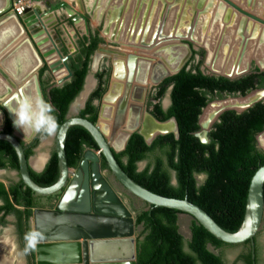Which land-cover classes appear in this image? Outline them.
<instances>
[{
    "label": "trees",
    "instance_id": "obj_1",
    "mask_svg": "<svg viewBox=\"0 0 264 264\" xmlns=\"http://www.w3.org/2000/svg\"><path fill=\"white\" fill-rule=\"evenodd\" d=\"M101 42L103 38L99 29H90L88 34L77 40L78 52L67 59L72 75L61 85L50 83L51 76H43L47 65L39 69L43 97L54 106L59 126L66 118L70 103L83 89L92 55ZM195 52L193 50V54ZM188 65L163 79L152 96L154 101L148 103L151 107L149 112L158 120L169 117L176 119L178 137L170 132L157 135L147 144L142 135L133 132L124 150L114 152V156L122 169L144 188L167 197H186L204 209L219 226L234 232L243 220L251 177L258 166L264 164V151L257 146L255 139L264 130V100L255 102L241 112L233 109L223 111L209 130L207 143L201 142L194 133L200 128L199 115L208 102L227 96H247L252 90L264 87V70L253 68L246 74L228 78L204 73L199 63ZM95 77L97 86L78 112L79 116L93 123L97 121L99 110L94 101L100 100L107 89L110 67L104 66L95 73ZM169 87L170 104L163 109L161 98ZM12 130L11 121L5 117L4 132L12 133ZM37 141L38 138L34 144ZM31 148L25 151L26 158L33 153ZM85 148L98 149L87 129L81 125L71 126L65 141L69 166L78 165ZM149 156L152 157L151 161L138 170V162ZM101 165L107 168L104 157H101ZM5 167L18 170L19 164L12 145L0 140V168ZM28 170L38 185L53 184L58 177L55 151L41 171L37 172L31 167ZM196 174L205 175L199 184ZM173 177L175 183L172 182ZM0 198L4 200L0 210L19 213L25 241V234L31 231L29 218L33 213L32 208L37 207L35 193L24 183L7 186L0 181ZM16 205L23 206V209ZM146 206L135 215L136 226H142L136 237V264H227L220 255L210 251L207 244L215 247L235 244L219 240L194 218L190 226L191 237L185 241L178 229L179 210ZM243 244L247 245V250L237 257L238 260L242 259L244 264H257L255 238L254 246L250 241ZM30 253L33 256V250Z\"/></svg>",
    "mask_w": 264,
    "mask_h": 264
},
{
    "label": "water",
    "instance_id": "obj_2",
    "mask_svg": "<svg viewBox=\"0 0 264 264\" xmlns=\"http://www.w3.org/2000/svg\"><path fill=\"white\" fill-rule=\"evenodd\" d=\"M72 1L79 9H82L85 6L86 11L91 16V18L101 21L104 15L103 9H100V12L98 14H95V10L90 9V6H88L86 0ZM83 1L85 2V5L83 4ZM135 1V5H138L137 15H140V13L142 15V23L138 24V28H136L135 19L133 26H129L126 30L125 36H122L125 31V24L123 22L124 19L121 20L119 28L118 23L123 9L122 6L126 4L124 0V5H121L118 11H112L111 9L105 10V25L102 27L101 33L109 35V39L111 41H122L125 39L128 44L136 46L137 44H139L138 46L148 47L153 44L154 40L151 39L149 41H146L145 34H142V30L145 31V29H149L150 24H148L149 22L147 21V25H145V27H142V25L143 19L146 16L145 5L148 4L149 0ZM224 1L229 3L231 6H233L240 12H243L245 15L254 17L260 22L264 23V20L240 8L231 0ZM181 2L182 1L180 0V5ZM176 4L177 2H169V4H166V0H160L161 8L166 6L168 11L167 14ZM45 5V11L40 10L37 6H34L33 8L26 7L24 9L23 15L20 17L21 21L15 16L16 19L19 21V24H21L25 31L27 30L29 34L32 33L31 31L33 29L30 24L36 25L37 21H39L43 15H52L50 17L51 19H48L50 20L48 22L49 29L57 24V19L54 15V12L47 8L50 7V2L46 1ZM65 10L68 15L75 14L72 18L73 21L79 20V13L77 12L76 8L71 6L66 7ZM167 18L168 17H166V19ZM84 22L86 30L88 31L87 22ZM163 23L164 25H162V23L161 25L164 27L166 20L165 22L163 21ZM41 24L43 26V23ZM111 26L113 29L111 28ZM180 27L181 25H179L176 31L170 32L168 36H170L171 33H175L178 36V40L187 38L188 33L184 34ZM50 31L52 35L48 33V39L44 35L39 36L37 34L38 37H35L34 34H31L30 37L32 40H30V43L33 48L34 44H36L41 50L40 55L36 48H34L41 63H43V60H46V58L54 51L57 52L60 59L57 61L56 65L50 64L48 65V67L51 72L56 71L57 68L62 66L66 68V75L56 80V85H61L63 82L67 81L72 75V71L67 63V59L70 56L76 54L78 52V48L74 42V39L70 38V43L68 45L69 52L66 54L63 53L61 50L62 43L56 41L54 39L55 34L52 32V30ZM154 33L155 32H153L151 38H153ZM161 36H163L162 30L160 31V35L158 34L157 37L160 38ZM48 40L49 43L46 49H43V44H45ZM169 47H173V45L170 44ZM114 53L118 56L113 57L112 59V69L110 77H117L118 73L115 68V65L117 63L122 65V60L119 58H124V56L126 57L125 64L128 70V74L127 77L125 76L126 72L118 75L119 79L126 78V83L124 87L125 91L119 99L115 110L116 113L113 119L112 133H109L110 136L109 138H107L108 133L106 132V130L99 127L97 124L98 118L104 106L103 102L106 98L110 97V90L112 88L111 80L108 89L102 96V101L100 102V108L98 112V118L95 123L85 117L79 116L77 107L74 106L77 98L85 89L87 77L91 75L88 71L89 74L87 73L85 77L83 89L70 103L66 118L60 124L58 133L54 137V151L57 156L58 177L57 180L49 186H40L32 180L28 170V167L31 165V157L26 158L24 153V147L20 142V139H25L18 135L17 132L19 129L14 127L12 123L14 116L9 112L6 107H4L5 103L11 100L7 97L5 102L2 103L0 101V107L2 109L4 108L3 110L4 112L6 111V116L11 121L13 126L12 133L0 131V140L8 141L14 148L19 164L17 172L19 174L21 182L28 186L35 194L38 195H50L62 191V194L58 199L56 207H36L34 208L32 216L30 217L32 230L38 231L42 234V239L37 244L35 250H33L35 264H136L135 216L132 211L127 207V205L123 202V199L121 198L120 194L114 189L112 184L105 177L104 168H102L101 165V157H104L107 167L114 176V178L128 192H130L132 195L136 196L140 200L144 201L145 203L154 206L174 208L179 210L182 214H188L192 218H194L199 224H201L213 236L226 243L239 244L244 243L246 241H250V244L254 246V237L261 225L264 213V164L259 165L251 177L246 198L243 220L240 227L234 232L227 231L221 226H219L204 209H202L197 204L191 202L186 197H167L160 194H156L144 188L143 186L135 182L119 165L114 156V152H120L124 150L126 143L133 132H137L142 135L145 142L147 144H150L157 135H162L170 132H172L177 138L178 126L174 117H169L166 120H158L149 112V110H144L143 113L146 88H140V96L135 95L137 98L134 96V92L131 94V90L133 87L132 80L134 79L133 72L134 69L137 68V64L142 61V56L138 54L137 51L127 53L124 56L121 55L123 53L118 54L120 53L118 51H115ZM191 53L192 51L188 46L187 58L190 56ZM96 54L97 53H94L95 56ZM97 58L98 57H94L92 68L96 69ZM186 59L180 65V67L174 70L173 72L163 71L160 75L155 77L152 85L157 86L166 77L177 73L186 64ZM160 65L162 64L160 63ZM258 69L264 70V67H259ZM0 74L6 80L10 81L7 73L2 69L1 66ZM220 75L231 78V76L229 75ZM35 81L37 94L43 97L38 75L36 76ZM256 90H261L263 92L262 95L250 102L246 108L240 111H237L233 108H224L218 112L217 118L214 122L218 120L219 115L225 110L233 109L236 112H241L253 105L255 102L264 100V87ZM89 92L90 90L86 94V97L83 102L80 104L81 106L85 103ZM137 100H139L140 102L139 105L133 103V101L136 102ZM168 105L169 104L164 106V108L166 109ZM206 105L202 108V111L206 107ZM75 112L77 114L72 115V113ZM142 113L143 120H141ZM131 114H134L136 116L135 123H130L128 126H126L127 121L131 119ZM145 117L149 121H152L154 125H159L171 120L175 124V130H165L163 128L159 129L154 126L148 132L147 130H145ZM199 119L198 124L200 128L194 134L200 139L201 142L207 143L209 141L208 132L212 126L207 130H202L201 125L199 123ZM73 125H81L85 129H87L91 136L94 138L98 147V149L85 148L82 157L76 167L68 165L65 155L66 133L67 130ZM120 128L129 131V133L123 145L117 147V145L115 146L112 143V136L118 130H120ZM263 132L264 130L259 132L256 135L255 139L257 146L264 151V149L258 142V135ZM34 135L35 134L31 135V137L29 136V139L27 137V140H31ZM172 182L175 183V179L172 180ZM254 256V248H252V257L254 258Z\"/></svg>",
    "mask_w": 264,
    "mask_h": 264
},
{
    "label": "bare ground",
    "instance_id": "obj_3",
    "mask_svg": "<svg viewBox=\"0 0 264 264\" xmlns=\"http://www.w3.org/2000/svg\"><path fill=\"white\" fill-rule=\"evenodd\" d=\"M3 1L4 2L0 5V14L6 8H8V6L10 4L9 0H3ZM120 1L121 0H105V1H103V0H86V2L88 3V6H90V9L95 10V14H98L100 12V9H103V11H105L106 9H109V10L111 9L112 11H115V10L118 11L120 6L124 5V3H123L124 0L122 2H120ZM207 1L208 0H198V1L196 0V3L195 2L194 3L197 5L196 7H199V6L202 7V6H205ZM210 1H212V0H210ZM222 1H224V0H222ZM236 1H238V3H240L242 5V9L243 8H250V7L254 6L256 3V0H236ZM169 2L171 3V0H166V4H168ZM224 2L226 4H228L230 7H232L234 10H236L237 12H239L240 14L243 15L240 17L238 16L237 17L238 20H240V19L242 20V17H244V18H248L249 20L254 21L256 24H258V25L252 24V27L250 29L251 37L250 36L246 37L245 33L248 31L244 30L243 24H241L242 23L241 20L238 22V20L236 19V16L234 17V21H233L234 24H232L231 27L227 28L226 25L223 26V24L221 22L222 17L227 16L229 14V12H226V11L224 12V11L220 10V12L218 14V10H217L218 6H216L217 4H215L214 2L213 3L211 2L214 5V7L211 5V3L209 6L211 8L210 10H212L211 13H214V16L211 20H209V23L207 24L206 30H208V29L209 30H208V33L206 36L204 34H202L203 33L202 30H204V29L200 27V26L204 25L202 23L203 21H201V19H203L204 15L201 12H200L201 14L198 15V9L199 8H197L195 11L193 9V13H192V11L188 13L189 15H187V17H185V20H187V21L184 22V19H183L181 21V27L180 28L182 29L184 34L188 33L187 34L188 39L189 38L193 39L194 41H197L198 44L199 43L204 44V47L206 48L207 53H208L207 65L213 72L221 74V72L225 71V72H227V74L229 76H235V75L244 73L247 70L246 60H247L248 56H253L256 60H260V61L264 62V23L260 22L259 20H257L254 17H250L248 15H245L243 12H240L239 10L235 9L233 6H231L226 1H224ZM235 4L237 5V3H235ZM35 6L39 7L40 10L45 11V8H44L45 3H44L43 8L40 7L38 5V3H36ZM129 8H130V4L128 6V9ZM145 9H146V11H145L146 16H148V15L150 16V18H149V16L147 18L148 22L154 21L153 17L156 16L157 9L159 11L161 10L160 16L161 17L163 16V19H162V22H161V19L158 21L157 28L155 31H153V32H155L153 38H151L152 34H153V32H152L153 29L152 30L150 29L151 27H149V29H145V31L142 30V34H145V40L146 41H149L151 39L154 41H153V44H151V46H148V47L138 46L139 47L138 50H140V53L143 52L144 54L141 55L142 61L137 64V68H135L134 72H133V78L134 79L132 80L133 87L131 90V94L134 92V96L135 95L140 96V94H141L140 88H146L147 89V87L149 85H152L154 78L157 77L158 75H160L163 71L173 72L174 70L179 68L180 65L184 62V60L188 56V46L186 44L180 42L179 40L173 41L174 38L178 39V36L175 33H171V35L168 36L170 34V32H174V30H175L176 22L174 23L175 25L172 28L168 29V27L170 26V19L173 16L170 14L174 11V9L170 10V12L167 14L168 11H167L166 6L161 8L160 0H149L148 4L145 5ZM225 10H226V8H225ZM247 12H249V11H247ZM263 12H264V10H263ZM125 14H126V11L124 10V15ZM250 14H252V13H250ZM218 15H220V16H218ZM252 15H254V14H252ZM51 16L52 15L49 16L48 14L43 15L42 18L39 21H37L36 25H38V26H36L35 24H33V25L30 24V26L33 28L31 31L32 32L31 34H34L35 37H38V35L39 36L44 35L48 39L49 38L48 33L50 35H52V33L48 27V22L50 21L48 19ZM168 16H169V18H167V20H166V17H168ZM201 16H203V17H201ZM254 16L264 20L263 17L257 16V15H254ZM197 18L200 21H197V23H196ZM164 19L166 20V23H165V26L163 27L162 26V25H164L163 21L165 22ZM41 23H43V26ZM161 23H162V25H161ZM10 24H12L14 26L15 30L13 31V33L9 32L8 34L11 36L9 37V35H8L9 38L4 43H2L0 45V54L2 52H4L11 44H13L19 38L25 37L24 38L25 41L23 39L22 44L18 45V49L16 48L14 52L11 51L10 54L8 53V55H6V58H4L2 61L3 62L2 64L5 63V67L15 77V79H12L10 77V75L5 71L6 69L4 68L5 69L4 70L2 68L7 73L10 81L6 80L1 74H0V76L12 88L10 95H8V93H9L8 91L5 93L4 97L2 95H0L1 99H4L1 101L2 103L5 102V100L7 98L5 96H8V98H10V100H12V97L19 95L21 92L28 94V95H38L37 91H36V81L35 80H36L37 74L35 75V70L37 68H39L40 65L42 64L39 61V58L37 56V52L34 50L33 46L30 43V35L31 34H29L25 31L23 26L21 24H19V21L16 19V17L6 16V17L0 18V30L3 29V27H5L6 25H10ZM259 25H261V26H259ZM112 26H111V28H112ZM177 26L179 27V23L177 24ZM161 27H163V28H161ZM220 27H222V29H224V30H222ZM248 29H249V27H248ZM161 30H162L163 36H161L159 38L157 36H158V34L160 35ZM190 32H191V34H189ZM219 33H220V35L217 36ZM238 34H240V36H238ZM239 37L240 38L243 37V39L244 38L245 39L243 40L241 38V40H240ZM158 42H160V43H158ZM48 43H49V40L45 44H43V46H44L43 49H46ZM156 43H158V44H156ZM170 44H172L173 47H169ZM137 45H139V44H137ZM32 50L35 54L32 52ZM18 51L25 52L26 54L29 53L33 58L32 67L27 69V71H25V72L22 70L16 71V69H14L10 65H8L10 58ZM125 58H126L125 56H124V58H119L122 60V65L119 63H117L115 65V68H116L118 74H117V77L114 76L111 78L112 88L110 90V97H108L104 100V102H103L104 106L102 108L101 114H100V116L98 118V122H97L98 126L103 128L104 130H106L107 133H112L113 119H114V115L116 113L115 110L117 107V103L125 91L124 87H125V83H126V78H124V79L118 78V75L125 73V72H126L125 76L127 77L128 70L126 68V64H125L126 59ZM28 59H29V55H28ZM59 59L60 58H59L57 52L54 51L52 54H50L46 58V61H47L48 65H50V64L56 65L57 61ZM160 63L162 65H160ZM138 65H139V67H138ZM260 68H263V67H260ZM31 69L33 70L31 73V76L25 75L26 73L30 74ZM66 73H67V70L64 66L57 68L56 71L53 72V74L56 76L57 79L66 75ZM19 78H23V83L21 85H20L21 80H18ZM92 78H93L92 75H89L87 77V80H86L87 85L85 84V89H84L85 91L83 90L84 92L82 91L80 96L77 98L76 103L74 104L75 107L78 103H82L83 100L85 99L86 94L90 90V89L89 90H87V89L92 86V83H90ZM4 80H3V82H4ZM254 91L262 92L261 90H254ZM254 91H252L250 93H253ZM4 92H5L4 90H3V92H1V90H0V94H4ZM262 93H261V95H262ZM243 97H245V96H243ZM243 97H226V98H222V99L243 98ZM213 101H218V100H213ZM133 103L138 104V105L140 104L139 100H137L136 102L133 101ZM209 103H211V102H209ZM208 104L206 105V107L208 106ZM235 105H236L235 101L222 102V104L218 107H216V106L208 107L206 109L205 113L203 114V112L206 108L205 107L203 109V112L201 113L200 119H199L201 129L207 130L208 125L211 123V121L214 119L215 116L217 118L218 112L220 110H222L224 108H229V106H235ZM143 113H144V109H143ZM143 113L141 115V120H143ZM202 114H203V116H202ZM0 115H2L1 112H0ZM201 116H202V121H201ZM130 117H131V119L129 121H127L126 126H128L130 123H132V124L135 123V117L136 116L134 114H131ZM141 120H140V122H141ZM144 120L146 121L145 130H147L148 132L154 126H156L159 129L163 128L165 130H167V129L168 130H175V124L171 120L166 121L165 123H162L159 125H154V123L152 121H149L146 117L144 118ZM211 126L212 125H210V127ZM17 133L19 136H21L25 140H27V137L29 139V136L31 137V135H33V134H31V135L25 136L24 133L20 129L18 130ZM128 133H129V131H126L125 129L120 128V130H118L115 134H113V136H112L113 142L112 143L115 146L117 145V147L123 145ZM155 133H157V132H155ZM263 133H261V134H263ZM260 142L264 146V134L260 137ZM41 156L42 155L40 154L38 161L41 160ZM1 251L10 252L11 258L6 259L5 257H3L1 254ZM14 259H16V255H14V253H13V242H12V240L10 238H8L7 236L0 238V264H15L13 262ZM16 264H20V262H17Z\"/></svg>",
    "mask_w": 264,
    "mask_h": 264
},
{
    "label": "rangeland",
    "instance_id": "obj_4",
    "mask_svg": "<svg viewBox=\"0 0 264 264\" xmlns=\"http://www.w3.org/2000/svg\"><path fill=\"white\" fill-rule=\"evenodd\" d=\"M46 1H49L50 2V7H47V8L50 9V10H52L54 12V15L56 16V19H57V24L54 25V26H52L50 28V30H52V32L55 34L54 39L56 41H59L60 43H62L61 50H62L63 53L66 54V53L69 52L68 45L70 43V38L74 39V42H75V44L77 46V40L80 37H82L83 35L88 34V31L90 29L91 30L99 29V34L103 38V42H101L98 45L97 49L94 52V53H97L96 56L94 54L92 55L89 73L92 75L93 78L90 81V83H92V86L87 89V90L90 89V92H89L88 96L90 95V93L97 86V79L95 77V73L99 69H102L104 66L105 67H110V75H111L112 59H113V57L118 56L117 54L114 53L115 51L120 52L118 54L123 53V54H121L122 56H124L127 53L134 52V51H137V53L140 54V55H143L144 54L143 52L140 53V50H138L139 49L138 45L136 46V45L128 44L125 39L122 40V41H120V40L119 41H115V40H112L111 41L109 39V35H106V34H102L101 33V29L105 25L104 24L105 23V19H106L105 11H104V15H103L101 21H98V20H95V19L91 18V16L87 13L85 6L82 9H79V8L76 7V5L74 4V2L72 0H22V3L25 2L24 3V9L26 7L33 8L36 3H38V5L43 8L44 7V3H46ZM103 1H105V0H103ZM232 1L234 3H237V5H239L242 8V5L240 3H238V1H236V0H232ZM9 2H10V4H9L8 8H6L0 14V18L1 17H6V16H8V17H10V16H14L15 17L16 16L21 21V18L20 17L23 15L24 9L21 11V13H19L17 11L16 7L20 6L19 0H9ZM120 2H122V1H120ZM135 2H136L135 0H125V3L126 4L124 6H122L123 9H122L121 17L119 18V23H118V28H119V25L121 23V20L124 19L123 22L125 24L124 25L125 26V31H124V34L122 36H125L126 30L128 29L129 26L130 27L133 26V23H134L135 19H136V22H135L136 23V28H138V24L142 23V21H141L142 15H141V13H140V15H137V13H138V5L136 6L135 5ZM171 2H175V3L177 2V4L172 7V9H174V11L170 14V15H173V16L170 19V26L168 27V29L172 28L175 25L174 23L176 22L175 30L174 31L177 30V28H178L177 24L178 23H179V25H181V21L183 19H184V22L187 21V20H185V17H187V15H189L188 14L189 12L193 11V9L195 11L197 8H199L198 9V15H200L201 13L204 15V17L201 16V17H203V19H201V18L200 19H201V21H203L202 23L205 24V25L202 24L203 26L201 27V28L204 29L202 31L205 32L206 27H207V24L209 23L208 18L212 16V13H211L212 10H210L211 8L209 7L211 2L212 3L214 2L215 4H217L216 6H218L217 7L218 9L217 8L216 9L218 10V14H219L220 10H222L224 12L225 11L226 12H230V18L229 19L226 18L227 19L226 21H222L223 22V26H225V24H228V25L229 24H234V22L230 20L233 17V15L236 16V19L237 20H238V18H237L238 16L239 17L240 16H243L242 14H240L239 12H237L236 10H234L232 7H230L228 4H226L222 0H212V1L208 0L207 3L205 4V6H202V7L201 6L196 7L197 6L195 4L196 3V0H183L181 2V5H180V0H178V1L172 0ZM84 3L85 2L83 1V4ZM212 3H211V5L214 7V5ZM261 3H262V6H261L260 9H258V12H259V14H261L262 16H264V12H263V10H264V0H261ZM127 4H128V6L130 4V8L129 9L127 7ZM71 6L74 7V8H76L77 12L79 13V19H81L80 20V23H78L77 25H75L73 23V21H72L73 20L72 18H73V16L75 14L68 15L66 13V10H65L66 7H71ZM225 8H226V10H225ZM243 9L246 10V8H243ZM251 9H255V6H252ZM124 10L126 11V14L125 15H124ZM160 11L157 9V14H156L155 17H153L154 18V21H149V23H148V24H150V27H151L150 29L151 30L153 29L152 32L156 30V28H157V26H156L157 22L160 19H163V16L162 17L160 16V14H161ZM246 11H249V10H246ZM148 16H145L144 17L142 27H145V25H147V18H148ZM169 16H168V18H169ZM218 16H220V15H218ZM149 18H150V16H149ZM198 18L196 19V23H197V21H200V20H198ZM240 20H238V22ZM84 21L87 22L88 31L86 30L85 22ZM250 22H251L250 24L258 25L254 21H251L250 20ZM259 26H261V25H259ZM220 28L222 29V27H220ZM222 30H224V29H222ZM26 32L28 33L27 30H26ZM189 34H191V32ZM219 35H220V33L218 34V36ZM238 36H240V34H238ZM241 38L243 39V37H241ZM241 38H240V40H241ZM30 40H32L31 37H30ZM173 41H178V39L175 38ZM179 41L187 44L190 47L191 51H192V53L190 54V56L186 59V64L189 63V65H188L189 67L192 66L193 64L199 63V67H200V69L204 73L213 74V75H220V73H215V72H213L208 67V65H207L208 53H207L206 48L204 47V44H200V43L198 44L197 41H194L193 39H190V38L189 39L188 38L179 39ZM158 43H160V42H158ZM158 43H156V44H158ZM34 48H36V50L38 51V53L41 55V53H40L41 50L39 49V47L36 44H34ZM77 48H78V46H77ZM193 50L196 51L194 54H193ZM94 57H98L97 58V67H96V69L95 68H92V64H93V61H94ZM119 57H120V55H119ZM44 65H47V67H48V63H47L46 60H43V63L41 64V66L39 67V69L42 66H44ZM246 67H247V70L244 73H241V74H238V75H235V76H231V78L238 77L240 75L246 74V73H248L253 68L264 67V62L263 61H260V60H256L253 56H248V58L246 60ZM39 69L37 70L38 71L37 72L38 76H39ZM221 74L228 75L227 72H225V71L221 72ZM47 75L48 76H51V78H52V80L50 81V83L53 82L54 84H56L57 78L53 74V72L50 71L49 67L44 72V75L43 76L45 77ZM110 80H111V77H109L108 84H107V89H108V86L110 84ZM155 87L156 86H154V85H149L147 87V89H146L147 90V94L145 96V102H144V107H143V109L146 110V111L149 110L148 103H149V101H151V98H152L151 95H152V93H153V95L155 93ZM169 90H170V87L167 89V91L165 92L164 96L161 98V104L163 106H166L170 102V99H169ZM252 91H254V90H252ZM261 93L262 92H257V93H253V94H249V95L247 94V96L245 95V97H243V98H227V99H222V101H220L221 99H216L218 101H213V103L212 102L209 103V106L208 107H210V106H212V107H214V106L218 107V106H220L222 104V102L235 101V104L236 105L235 106H229V108H233V109H236V110L240 111V110L244 109L254 99L258 98L261 95ZM88 96H87V98H88ZM101 101H102V98L100 100H95L94 101L95 104H97L99 106V108H100V102ZM80 104L81 103H78L76 105L78 112H79L80 109H82L84 107V104L85 103L82 106ZM3 109L0 107V110L2 112V121L0 122V131H1L2 127H3V125H4L5 117H7L6 116L7 113H6V111L4 112ZM206 109L204 110V112L202 111L203 114L205 113ZM98 112H99V110H98ZM74 114H77V113L76 112L75 113H72V115H74ZM203 114H202V116H203ZM202 116H201V121H202ZM214 118H216V116ZM12 128H13V126H12ZM263 134H261V135L258 136V141H259V144L261 145V147L264 149V146L260 142V137ZM109 136L110 135L108 133L107 137L109 138ZM39 137H41V136L39 135ZM48 138L49 137H41V139L39 141L40 143L36 147V151L32 154L33 157L36 156L39 152H45V151H47L49 154H51L54 151V141H53L54 138L53 137H50L51 140L48 141V142H46L45 140H48ZM41 155H42L41 156V159H43L44 154H41ZM151 158L152 157L149 156L148 159L139 161L138 164H137L138 165V169L141 170L146 164H148L151 161ZM4 175H6V176H4ZM104 175L108 179V181L112 184V186L114 187V189L120 194L121 198L123 199V202L132 211V213L134 214V216L141 209H144V208L147 207L146 206L147 203H145L144 201L140 200L139 198H137L136 196H134L130 192H128L114 178V176L112 175V173L109 171L108 167L107 168H104ZM204 177H205L204 174H196L195 175V178H196L198 184L201 183L204 180ZM7 179H9V180H18L19 179L18 172L15 171V170H13V171H6V170L1 171L0 172V180H2L5 183H7ZM173 180H174V177H173ZM61 194H62V191L57 192V193H54V194H50L48 196L47 195H37L36 194L35 195V201H36L37 206L46 205V206H49V207H54L57 204L58 199L61 196ZM33 210H34V208H32V211ZM192 219L193 218L190 215H188V214H182V213H179L178 214V219H177L178 229H179V232L183 235V238H184L185 241H188L190 239V237H191L190 226H191ZM141 229H142V226L141 225H137L136 226L135 237L138 236V233L141 231ZM4 232H3L4 233V236H7L10 239H11V237H14L15 236V234H14L11 226L8 227V228H6ZM254 238H255V243H256V246H257V264H264V213H263L261 225H260L258 231L256 232ZM207 248L210 251H212L213 253L220 255L223 258V260H225V262L227 264H244L243 260L242 259L238 260L237 257L242 252H244V251L247 250V245L246 244L239 243V244H235L233 246H227L226 245V246H221V247H215V246H213V245H211V244L208 243L207 244ZM23 250L24 249H20L19 247L17 248V253H16V256L17 257L13 261L15 264L17 262H20V264H26V255L24 254ZM1 254L5 258H8V259L11 258L10 257V252H8V251H1Z\"/></svg>",
    "mask_w": 264,
    "mask_h": 264
},
{
    "label": "clouds",
    "instance_id": "obj_5",
    "mask_svg": "<svg viewBox=\"0 0 264 264\" xmlns=\"http://www.w3.org/2000/svg\"><path fill=\"white\" fill-rule=\"evenodd\" d=\"M14 116L13 126L20 129L24 135L36 134L41 137H55L59 130V122L55 116L54 106L40 95H28L21 92L5 103ZM24 254L35 250L42 239V234L32 230L25 234Z\"/></svg>",
    "mask_w": 264,
    "mask_h": 264
},
{
    "label": "flooded vegetation",
    "instance_id": "obj_6",
    "mask_svg": "<svg viewBox=\"0 0 264 264\" xmlns=\"http://www.w3.org/2000/svg\"><path fill=\"white\" fill-rule=\"evenodd\" d=\"M239 6V5H238ZM255 9H251V7L250 8H246L247 10H249V12L250 13H252V14H254V15H257V16H260L261 14H259V12H258V9H260L261 8V6H262V3H261V0H256V3H255ZM213 16H214V13H212V16L211 17H209L208 18V20H211L212 18H213ZM234 15H233V17L230 19L231 21H234ZM260 17H263L264 18V16H260ZM226 18H230V12H229V14L227 15V16H223L222 17V20H221V22L222 21H226L227 19ZM248 18H244V17H242V20H241V24H243V28H244V30L245 31H248V32H246L245 34H246V37H251V32H250V29H251V27H252V24H250L251 22H250V20L248 19ZM248 22V23H247ZM222 24H223V22H222ZM205 25V24H204ZM226 25V27L227 28H229V27H231L232 26V24H225ZM200 27H202V26H200ZM248 27H249V29H248ZM209 30V29H208ZM208 30H205V32L203 31V33L202 34H204L205 36L207 35V33H208ZM217 35V34H216ZM218 36V35H217ZM175 39V38H174ZM99 70H101V69H99ZM157 87V86H156ZM156 87H155V90H156ZM146 94H147V90H146ZM146 94H145V96H146ZM151 96H153V93H152V95ZM151 100L152 101H154L153 100V98H151ZM95 103V102H94ZM213 103V102H212ZM168 104H170V102L168 103ZM161 106L163 107V109H165L164 108V106L161 104ZM169 106V105H168ZM209 106V105H208ZM207 106V107H208ZM206 107V108H207ZM149 109L151 108V107H148ZM205 108V109H206ZM216 118H214L213 119V121L215 120ZM213 121H211V123L209 124V126H208V128L210 127V125L213 123ZM207 128V129H208ZM1 131H3L4 132V125H3V127H2V129H1ZM38 138V141H37V143L36 144H34V141H35V139H37ZM40 139H41V137H39V135H34V137L31 139V140H21L20 139V142L22 143V145H23V147H24V153H25V151L27 150V149H29V148H31L32 149V151H33V153L36 151V147L39 145V141H40ZM34 145V146H33ZM32 153V154H33ZM32 154L29 156V157H33L32 156ZM50 155L51 154H49L48 155V158H47V160H46V162H45V164L47 163V161H48V159L50 158ZM28 157V158H29ZM45 166V165H44ZM29 167H31L33 170H34V168L30 165ZM44 168V167H43ZM0 170L1 171H3V170H6V171H13V170H15V169H12V168H8V167H5V168H0ZM15 171H18V170H15ZM3 173V172H2ZM19 175V174H18ZM4 176H6V175H4ZM8 177V176H7ZM0 181H2V180H0ZM4 182V181H3ZM22 183L21 182V179H20V177H19V179L18 180H9V179H7V183H5L7 186L8 185H10V184H14V183ZM36 195V194H35ZM38 195V194H37ZM48 196V195H47ZM2 205H4V200L3 199H1L0 198V206H2ZM16 207L17 208H19L20 210H22L23 209V206H19V205H16ZM54 207H56V205L54 206ZM53 207V208H54ZM49 208V207H48ZM50 208H52V207H50ZM19 214V213H18ZM18 214H17V212H15V211H6L5 209H1L0 210V238L1 237H3L4 236V231H5V229L6 228H8V227H12V230H13V232H14V234H15V236L14 237H11V239H12V242H13V253H14V255H16V253H17V248L19 247L20 249H24L25 248V245H26V241H24L23 240V235H22V226H21V218H19V216H18ZM29 226H30V228H31V231H32V224H31V221H30V218H29ZM4 232V233H3ZM3 233V234H2ZM18 246V247H17ZM17 257V256H16ZM6 259H8V258H6ZM10 259V258H9ZM16 261V260H15ZM26 264H34V261H33V256H32V254L29 252L28 254H26Z\"/></svg>",
    "mask_w": 264,
    "mask_h": 264
},
{
    "label": "crops",
    "instance_id": "obj_7",
    "mask_svg": "<svg viewBox=\"0 0 264 264\" xmlns=\"http://www.w3.org/2000/svg\"><path fill=\"white\" fill-rule=\"evenodd\" d=\"M4 1L3 0H0V5L3 3ZM80 20L81 19H79V20H77V21H73V23L75 24V25H77L78 23H80ZM15 29H14V26L12 25V24H10V25H6L5 27H3V29H1L0 30V45L2 44V43H4L11 35H9L8 33L10 32H12L13 33V31H14ZM8 35H9V37H8ZM25 37H23V38H19L17 41H15L13 44H11L4 52H2L1 54H0V65H1V67L10 75V77L12 78V79H15V77L9 72V70L5 67V63L4 64H2L3 62V59L4 58H6V55H8V53L10 54V52L12 51V52H14L15 51V49L17 48L18 49V45L20 44H22V40L24 39ZM24 41H25V39H24ZM31 48V47H30ZM32 52H33V50H32ZM34 53V52H33ZM29 55V59H28V55ZM25 53V52H22V51H18V52H16L11 58H10V61L8 62V65H10L12 68H14V69H16V71H19V70H22V71H27V69H29L30 67H32V62H33V58H32V56L29 54V53ZM35 54V53H34ZM34 56V55H33ZM27 61V62H26ZM4 66V67H3ZM37 69H39V68H37ZM37 69L35 70V75L37 74ZM32 69L30 70V74H28V73H26L25 75H30L31 76V73H32ZM38 75V74H37ZM28 78V77H27ZM3 78H1V76H0V90H1V92H3V90L5 91L4 92V94H0V95H2L3 97H4V95H5V93L8 91L9 93H8V95H10V93H11V90H12V88L10 87V85L7 83V82H5V80H4V82H3ZM18 80H21V83H20V85L23 83V78H19ZM3 82V83H2ZM40 82V81H39ZM4 84V85H3ZM5 97H8V96H5ZM2 100H4V99H1V97H0V101H2ZM1 120H2V115H0V122H1ZM54 138V137H53ZM51 139L50 138H48V140H45L46 142H48V141H50ZM44 141V142H45ZM53 141H54V139H53ZM40 154H44V156H43V159H41V160H39L38 161V158H39V156H40ZM48 155H49V153L47 152V151H45V152H39L36 156H34L31 160H30V162H31V166L34 168V170L35 171H41L42 169H43V167H44V165H45V162H46V160H47V158H48ZM37 207H44V208H48L49 206H46V205H42V206H37ZM50 208V207H49ZM53 208V207H52ZM33 261H34V264H35V260H34V252H33Z\"/></svg>",
    "mask_w": 264,
    "mask_h": 264
},
{
    "label": "built area",
    "instance_id": "obj_8",
    "mask_svg": "<svg viewBox=\"0 0 264 264\" xmlns=\"http://www.w3.org/2000/svg\"><path fill=\"white\" fill-rule=\"evenodd\" d=\"M19 3H20V6H18V7H16V9H17V11L19 12V13H21V11L24 9V3H22V0H19ZM21 8V9H20Z\"/></svg>",
    "mask_w": 264,
    "mask_h": 264
}]
</instances>
